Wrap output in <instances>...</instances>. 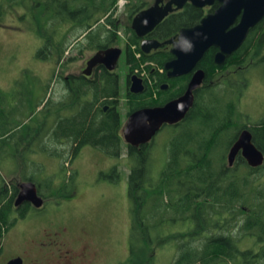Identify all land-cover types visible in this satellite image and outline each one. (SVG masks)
<instances>
[{"label": "trees", "instance_id": "obj_1", "mask_svg": "<svg viewBox=\"0 0 264 264\" xmlns=\"http://www.w3.org/2000/svg\"><path fill=\"white\" fill-rule=\"evenodd\" d=\"M117 2L0 0V18L6 12L4 7H27L29 11L18 20L28 21L27 29L41 40L37 57L46 60L56 57L59 61L74 43H78L80 54L83 50L97 51L118 43L121 25L116 16ZM151 2L126 0L124 5L127 84L135 69L141 70L143 65L153 82L142 94L124 95L129 99L126 102L129 111L162 106L178 97L185 91L191 75L166 76L164 64L173 58L166 48L148 54L141 51V39L130 22ZM203 16L202 9L186 3L182 11L161 21L148 37L164 41L180 28L195 25ZM263 33L264 18L223 65L214 63L215 48H209L197 65L205 72V78L194 91V103L185 118L162 129L160 141L153 138L139 148L130 145L126 148L121 135L122 119L115 108L119 96L116 72L103 69L89 78L78 74L65 79L59 75L65 85L61 99L52 101L48 97L30 106L43 115L32 124L17 118L29 103L26 96L11 106L7 94L0 91V158L17 161L23 168H35L38 163L31 161L28 154L42 151L69 166L84 146L115 158L125 149L130 163L127 264H155L156 253L164 249L173 252L169 264H264V161L251 167L239 153L231 166L227 160L231 145L245 128L264 154V117L255 123L246 120L238 100L247 84L240 82L237 87L228 76L236 73L240 79L247 67L264 61V54L255 53ZM70 36L73 41L69 44ZM80 36L83 38L78 40ZM163 83L168 84L167 90L160 89ZM106 104L110 107L104 110ZM157 148L161 154L156 153ZM111 168L112 173L106 177L117 181V166ZM28 172L21 174L22 180L36 184L45 205L50 198L58 199V203L75 192L73 170L65 173L58 186H54L51 177L38 180L35 178L38 171ZM17 193L18 185L13 182L7 185L0 174V253L3 236L18 219L33 211L29 203L15 209Z\"/></svg>", "mask_w": 264, "mask_h": 264}, {"label": "rangeland", "instance_id": "obj_2", "mask_svg": "<svg viewBox=\"0 0 264 264\" xmlns=\"http://www.w3.org/2000/svg\"><path fill=\"white\" fill-rule=\"evenodd\" d=\"M125 3L126 0H118L116 12V16L122 22L117 33L120 37L118 47L121 49L124 48L125 39L123 26L127 23ZM4 9L6 12L0 18V91L7 94L6 99H9L11 106H15L22 96H26L29 103L17 118L22 123H36L43 115L38 108L34 109L30 106L33 107L35 102L48 97L52 101L61 99L64 90L59 75L62 77L79 74L85 65V60L94 53L84 51V54H80L78 43H74L65 50L64 56L59 61L56 57L47 60L39 58L37 51L41 46V40L34 32L27 29L28 21L18 20L20 15L29 11L27 7L17 5L7 6ZM71 41L73 37L70 36L69 44ZM81 45H84V42ZM255 53L264 54V33L259 38ZM115 71L120 87L118 110L122 121L125 122L124 93L127 88L128 70L124 54L120 57ZM142 71V75L145 74L143 69ZM229 74L230 81L237 87L246 82L247 86L238 100V107L247 121L258 122L264 117V61L247 67L241 72L240 79L236 73ZM47 120L51 123L52 118L49 117ZM161 134L162 132L159 131L155 135L156 142L162 138ZM49 143L47 142V145ZM158 148L156 153L161 154ZM28 157L38 163L35 168L33 166L23 168L17 165V161L0 158V174L4 175L7 185L11 182L19 185L23 182L21 174L28 175V171L36 170L38 171L35 174L36 179L51 177L54 186H58L66 172L75 171L74 194L58 203L56 202L58 199H48L41 214L47 218V221L58 222L64 228V239L70 248L76 251L82 246L87 247L88 257L82 264H127L130 227V201L127 188L130 163L125 149L119 158H115L102 154L90 146H84L75 160L68 163L69 166H64L58 157L42 151L29 153ZM114 165L117 166L119 179L110 181L106 175L112 173L111 167ZM36 216L38 211H32L25 219L18 221L17 228L6 233L0 264H3L13 253L16 242L20 240L19 232L22 229L31 235L44 225L43 220H39ZM172 258L173 252L170 249L160 250L156 253L155 264H169Z\"/></svg>", "mask_w": 264, "mask_h": 264}, {"label": "water", "instance_id": "obj_3", "mask_svg": "<svg viewBox=\"0 0 264 264\" xmlns=\"http://www.w3.org/2000/svg\"><path fill=\"white\" fill-rule=\"evenodd\" d=\"M196 8L213 5L218 6L213 12L204 15L198 23L179 29L178 33L164 41L143 38L140 49L149 53L161 45H170L172 59L164 64L169 78L191 74L185 91L178 97L162 106L145 107L129 114L123 127V139L130 146L149 143L164 124H176L185 118L194 103V91L202 84L205 72L197 65L204 53L211 47L216 48L213 61L223 65L228 55L237 50L253 29L264 17V0H154L149 7L142 9L131 19L130 27L138 37L151 32L169 13L180 10L185 3ZM122 49L118 46L96 51L86 62L83 74L89 75L92 68L101 64L106 69L115 70ZM129 91H143L142 80L136 74L129 77ZM162 88H165L163 86ZM247 161L251 167L260 166L264 161L263 152L255 145L249 129H243L231 145L227 160L231 166L237 154ZM24 202L39 208L43 198L38 194L36 184L23 181L18 185L15 206ZM10 264H18L12 260Z\"/></svg>", "mask_w": 264, "mask_h": 264}, {"label": "flooded vegetation", "instance_id": "obj_4", "mask_svg": "<svg viewBox=\"0 0 264 264\" xmlns=\"http://www.w3.org/2000/svg\"><path fill=\"white\" fill-rule=\"evenodd\" d=\"M153 1L151 2L150 5L153 4ZM168 0H163V3L167 2ZM188 3V2H187ZM149 5V6H150ZM186 5V3H185ZM185 5L183 6L182 9L180 10H177V11H174V12H171L169 13L165 18H167L168 16H170L171 14H175L179 11H182L185 7ZM148 6V7H149ZM193 6V5H192ZM218 6V3L215 2L213 5H209V6H205L203 8H199V9H202L203 12H204V15H206L207 13L209 12H213L215 10V8ZM147 8V7H146ZM196 8V7H195ZM145 9V8H144ZM164 18V19H165ZM264 18V17H263ZM132 19V18H131ZM163 19V20H164ZM162 20V21H163ZM118 24H120L122 26V22H121V19H119L118 21ZM131 24V22H130ZM126 26V25H125ZM125 26H123V30L125 28ZM155 29V28H154ZM153 29V30H154ZM152 30V31H153ZM151 31V32H152ZM149 32L147 35H145L144 37H139V39H143V38H151V37H148V35L151 33ZM174 36V35H172ZM171 36V37H172ZM83 38V36H80L78 40H81ZM170 38V37H169ZM120 39V38H119ZM155 39V38H153ZM168 39V38H167ZM140 40V42H141ZM158 40V39H157ZM166 40V39H165ZM160 41V40H159ZM119 42V40H118ZM124 42H125V39H124ZM162 42V41H161ZM117 43V42H116ZM115 44V43H114ZM113 46H118V43L115 44V45H112L110 47H113ZM161 48H166L168 51L170 49V45H167V44H164V45H161L159 48L157 49H152L150 50L149 53L151 52H155ZM84 51H89V52H93L95 53L96 51L94 50H83V54L85 53ZM98 51V50H97ZM124 51H125V45H124V48H122V52H121V55L124 54ZM217 51V49L215 48V52ZM170 52V51H169ZM145 54H148V53H145ZM215 54V53H214ZM229 56V55H228ZM91 57V56H90ZM89 57V58H90ZM173 57V56H172ZM214 57V56H213ZM88 58V59H89ZM87 59V60H88ZM227 59V58H226ZM87 60H85V65L82 67L81 69V72L79 74H82L83 76H86V77H94L96 75V73H100L101 70L105 69L106 71H109V72H116L115 70H108L106 69V67L104 65H101V64H97L95 65L90 74L89 75H85L83 74V70L86 68V62ZM142 69L145 71V68H144V65L142 67ZM160 72H162L163 70L162 69H159ZM165 73H166V70L164 69ZM135 73V72H134ZM136 74L141 78L142 80V85H143V91L140 92V93H131L129 91V87H130V83L128 82L127 84V88H126V91L124 93V95L128 94V93H131L133 95H139V94H142L144 93V91H146L147 89V86L148 84H150L152 86L153 82L152 80L150 79L148 73L145 71V74L141 75L140 72L136 71ZM192 74V73H191ZM70 75H78V74H70ZM68 76V75H67ZM67 76H64L65 79H67ZM166 76H167V73H166ZM191 76V75H190ZM168 77V76H167ZM169 78V77H168ZM174 78V77H173ZM60 84L62 86V90H64V82L63 80L61 79L60 80ZM147 81V82H146ZM126 83H127V80H126ZM163 86H165V88H162ZM168 88V84L167 83H163L161 84L160 86V89L161 90H167ZM120 89V87H119ZM154 96L156 97V94H154ZM119 97V96H118ZM117 97V106H115V108H117L118 110V105H119V98ZM124 99H125V104L126 102L129 100L127 98V96H124ZM128 104H126V116H125V122L122 121V129H121V135H122V138H123V127L127 121V118L129 116V114L133 111H136L138 109H141V108H138L136 110H133V111H129V107L127 106ZM108 107H110V105L106 104L104 106V110H106ZM142 108H145V107H142ZM177 124V123H176ZM176 124H172V125H169V124H164L162 125V127L160 128L159 131H161L162 129H165V127H168V126H174ZM158 131V132H159ZM157 132V133H158ZM124 140V139H123ZM125 142V141H124ZM126 144V148L128 146V144L125 142ZM148 144V143H147ZM140 146L142 145H139V146H132V147H137L139 148ZM24 203H28V202H24ZM23 204V203H22ZM22 204L18 205L15 207V209L19 208ZM30 204V203H29ZM30 206L33 208V211H38V216H36V218H38L39 220H43L44 222V225L37 229V231L35 230L33 232V234H28V232H26L24 229H22L20 232H19V235H20V240L18 242H16L14 248H13V253L10 254L8 256V258L6 259V261L3 263V264H10L12 260H18V264H82L84 260L87 259L88 257V249L86 246H82L81 248H79L78 250H74L72 248H70V246L68 245L67 241L64 239V228L58 224V222H52V221H47V218L46 217H43L44 215L41 214L43 209L45 208V202H44V199H43V204L41 207L39 208H36L34 207L32 204H30ZM26 218V217H25ZM23 218V219H25ZM21 221L22 219H18L17 222L14 224V226L9 230V231H12L14 230L15 228L18 227L17 223L18 221ZM36 220V219H35ZM29 221V220H28ZM8 231V232H9ZM7 232V233H8ZM28 234V235H27ZM6 235V234H5ZM5 235L3 236L2 238V241H1V247H2V252H3V249H4V237ZM1 252V253H2ZM0 253V254H1Z\"/></svg>", "mask_w": 264, "mask_h": 264}]
</instances>
